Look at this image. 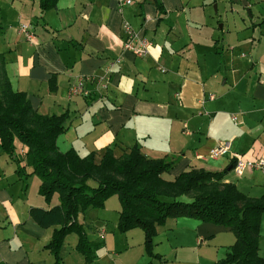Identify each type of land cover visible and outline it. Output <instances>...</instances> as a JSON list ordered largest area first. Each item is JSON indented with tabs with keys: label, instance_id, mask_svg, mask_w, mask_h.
<instances>
[{
	"label": "crops",
	"instance_id": "obj_1",
	"mask_svg": "<svg viewBox=\"0 0 264 264\" xmlns=\"http://www.w3.org/2000/svg\"><path fill=\"white\" fill-rule=\"evenodd\" d=\"M216 1L227 16L220 24L209 8ZM245 1L250 20L241 16L243 4V10L235 6L242 0H131L122 6L117 0H56L44 12L39 0H0V14H13L0 31L4 72L34 111L68 113L67 129L56 139L60 151L92 152L98 162L107 147L118 158L137 146L147 158L175 160L161 174L166 180L192 168L228 170L236 156H264V0ZM23 23L32 40L19 32ZM124 23L151 43L146 56L122 50ZM78 77H91L87 95L69 94ZM223 142L228 150L211 158L209 151ZM14 143L23 159L25 148ZM2 158L0 264H53L47 244L58 226L40 227L29 209L56 205L58 196L47 204L31 167L22 160L28 176H18L0 151ZM223 181L246 196L264 195V175L257 170L239 176L229 169ZM116 204L114 216L77 214L98 247L85 261L76 250L77 235L68 233L58 251L61 264H220L235 241L228 227L167 218L156 227L157 256H150L142 230L118 231ZM257 253L264 257V214Z\"/></svg>",
	"mask_w": 264,
	"mask_h": 264
},
{
	"label": "trees",
	"instance_id": "obj_2",
	"mask_svg": "<svg viewBox=\"0 0 264 264\" xmlns=\"http://www.w3.org/2000/svg\"><path fill=\"white\" fill-rule=\"evenodd\" d=\"M55 4L56 0H39L41 12ZM3 64L0 53V151L15 163L18 176L28 175L22 160L31 167L30 173L40 180L38 193L47 204L53 194L58 196L56 205L29 209L40 227L58 226L47 244L53 264H61L58 251L68 233L77 235L76 250L85 261L94 258L98 244L88 240L77 214L103 207L111 195L117 196L120 205L118 231L140 228L150 256H157L153 253L156 227L167 218L189 217L232 231L235 241L220 264H264V257L257 253L264 195L252 198L233 183L224 182L227 168L220 172L192 168L166 180L161 174L168 172L175 160L147 158L137 146L118 158L107 147L98 162L92 152L60 151L56 139L67 129L68 113L47 116L34 111L24 92L10 88ZM16 140L25 148L23 159L16 153ZM233 165L232 161L228 168L232 170Z\"/></svg>",
	"mask_w": 264,
	"mask_h": 264
},
{
	"label": "built area",
	"instance_id": "obj_3",
	"mask_svg": "<svg viewBox=\"0 0 264 264\" xmlns=\"http://www.w3.org/2000/svg\"><path fill=\"white\" fill-rule=\"evenodd\" d=\"M118 5H128L131 3V0H117ZM19 32H21L27 40H32V32L30 31L29 24H20L18 28ZM124 31V40L122 41V50L131 52L134 56L143 57L148 54V48L151 43L144 39L141 36H138L131 27L124 23L123 24ZM119 59H116L118 62ZM106 80H99L101 87H105ZM91 82V77H78L72 82L69 86V94L70 95H87L86 84ZM232 120L236 121V115H232ZM229 148L228 142L219 143L214 146L209 151V156L211 158H218L222 156ZM234 165L232 167V171L241 176L245 171H253L257 170L262 175H264V156L262 157H254L249 159H243L241 156L234 157Z\"/></svg>",
	"mask_w": 264,
	"mask_h": 264
},
{
	"label": "rangeland",
	"instance_id": "obj_4",
	"mask_svg": "<svg viewBox=\"0 0 264 264\" xmlns=\"http://www.w3.org/2000/svg\"><path fill=\"white\" fill-rule=\"evenodd\" d=\"M215 5H216V7H215ZM222 5H223V3L222 2H220L219 3V7H217V1L216 2H214V3H212L211 5H210V9L212 10V13H213V16H214V18L215 19H218L220 22H219V24L221 23V20L223 21V20H225V18L227 17L226 16V14H225V12H223L224 10H223V8H222ZM236 8L238 9H240V10H243L242 8H243V6H242V3L241 2H238V3H236ZM228 13H230V9L228 10ZM234 15H235V13H233ZM6 15V16H5ZM3 14V13H1L0 14V31L1 30H4V29H6L7 28V26H8V20H9V18H8V16H12L13 14H12V12L11 11H9V12H7V14ZM241 16H242V18L243 19H245V20H250V17L248 16V14H247V12H246V10L244 11V12H242L241 13ZM16 147V146H15ZM18 149V148H17ZM20 149V148H19ZM5 154V153H4ZM6 155V154H5ZM8 157V156H7ZM10 160V159H9ZM11 161V160H10ZM1 162H3V158L1 159V161H0V163ZM4 163V162H3ZM14 163V162H13ZM5 167H7V165H6V163H4V168ZM28 175H26V176H24L25 178L27 177ZM33 176V178H35L36 180H38L39 178L36 176V175H32ZM31 184V183H30ZM31 194H33L32 192H31ZM38 195H39V193H38ZM52 198V197H51ZM55 198L56 197H54V200H55ZM116 202L119 204V201H118V199H117V196L116 195H111V196H109V197H107V199L105 200V202H104V206L103 207H100V208H88L87 210H85V212H88L89 210H94L93 212H97V213H100V214H106V215H108V216H114L115 215V213H114V209H113V207L114 206H116L117 204H116ZM120 206V205H119ZM261 219V218H260ZM117 226V225H116ZM140 229V228H138V227H135V228H132V229ZM141 230V229H140ZM259 237H260V225H259Z\"/></svg>",
	"mask_w": 264,
	"mask_h": 264
},
{
	"label": "water",
	"instance_id": "obj_5",
	"mask_svg": "<svg viewBox=\"0 0 264 264\" xmlns=\"http://www.w3.org/2000/svg\"><path fill=\"white\" fill-rule=\"evenodd\" d=\"M242 4H243V6L246 7V12H247L248 16L250 17V16H251V13H250L249 8L247 7V3H246V1H245V0H242ZM228 170H229V169H228Z\"/></svg>",
	"mask_w": 264,
	"mask_h": 264
}]
</instances>
